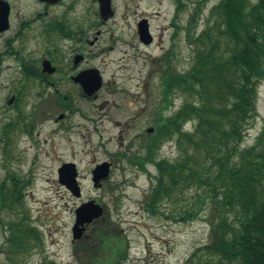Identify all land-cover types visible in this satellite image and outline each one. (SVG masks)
<instances>
[{"label":"trees","instance_id":"1","mask_svg":"<svg viewBox=\"0 0 264 264\" xmlns=\"http://www.w3.org/2000/svg\"><path fill=\"white\" fill-rule=\"evenodd\" d=\"M204 10L205 0L195 1L183 26L176 24L190 49L188 67L172 71V51L160 61L163 106L153 133L138 146L141 151L117 156L151 176L143 199L150 215L207 223L208 244L195 248L183 264H264V119L253 143L244 144L259 116L257 93L264 82V0H219L205 15ZM176 98L180 106L164 114ZM187 122L190 130L184 129ZM166 142L176 151L172 160L157 157ZM21 200L18 185L1 195L6 207ZM97 228L79 245L93 258L83 264H122L127 245L115 225L106 221ZM22 230L25 243L37 240L35 229ZM107 250L114 256L97 259Z\"/></svg>","mask_w":264,"mask_h":264},{"label":"rangeland","instance_id":"2","mask_svg":"<svg viewBox=\"0 0 264 264\" xmlns=\"http://www.w3.org/2000/svg\"><path fill=\"white\" fill-rule=\"evenodd\" d=\"M123 1L116 0L117 17L124 12ZM183 1L190 4L199 0ZM146 2L147 0L140 2L141 8L137 10L151 11L153 7H149ZM218 2L219 0H205L204 15ZM174 7V0H160L159 20L154 21V27L163 30L165 41L162 49L155 48V45L141 48L139 52L126 49V54L113 52L92 60V64L104 72L103 87L96 98L84 96L81 88L72 81H59L53 86L24 81L28 84V89L21 109L26 113L39 112L36 114L39 144L34 148L27 144L26 147L14 150L18 156L24 152L23 162L16 166L13 164L11 170L18 183L24 182L21 190L22 205L31 225L38 231L42 246L32 249V254L26 259L19 257L18 264H83L85 259L93 260L79 250V245L84 243L83 240L90 239L91 230L98 229L97 226L106 221L115 225L117 234L123 239V244L127 245L128 256L122 264H183L195 248L208 244L209 227L205 220L183 222L164 215H150L144 208L143 199L151 187V176L139 168L126 167L112 156L116 153H131V150L134 153L141 151L138 146L144 144V139L142 142L137 141V134L152 127L153 116L157 117L158 109L163 106L158 73L148 77L153 68L152 60H156L154 67L157 70L160 66V62L156 63L157 59L171 49L175 54L172 71L185 70L191 61L190 49L184 43L183 35L175 38V42L170 39L175 30L170 27V22L174 19ZM38 53L33 54V57L39 59L41 54ZM122 55L126 59L130 57L131 62L128 59L127 68L118 70V78L111 81L116 73L115 61L118 62ZM114 58L112 65L109 62ZM0 77L3 80L0 81L3 85L1 87H7L10 82L5 81L8 71ZM7 89L0 93L2 106L5 105L3 99L10 97L11 91ZM56 94L62 95L64 102L75 108L72 115L68 109L62 112L61 106L54 103ZM43 101L44 104L39 106ZM180 103L181 98L174 99L171 109L166 113L175 111ZM32 107L36 109L32 110ZM256 109L259 116L254 127L246 134V146L253 143L264 119V82L258 87ZM43 110L44 117L40 114ZM60 113L71 116L62 121L64 115ZM59 114L62 115L59 119L61 122L56 123L54 120L59 118ZM189 127L190 123L186 125V128ZM176 155L173 144L169 142L163 144L157 153L158 158L169 160ZM104 161L113 164L110 175L102 182L101 187L94 188L91 170ZM67 162H73L77 167L81 187L79 198L73 197L58 182L57 169ZM148 171L151 175L154 174L151 165H148ZM116 184L120 187L111 192L110 188ZM89 200L104 207V219H95L89 223L81 240L73 242L71 228L74 210ZM102 253L97 259L105 261L114 256L109 250Z\"/></svg>","mask_w":264,"mask_h":264},{"label":"flooded vegetation","instance_id":"3","mask_svg":"<svg viewBox=\"0 0 264 264\" xmlns=\"http://www.w3.org/2000/svg\"><path fill=\"white\" fill-rule=\"evenodd\" d=\"M21 1L24 2L0 0V76L8 71L5 81H10L7 87L0 84V93L3 89L11 88L7 89L11 91L10 97L3 99L5 105H0V264H16L19 257L26 259L32 254L28 243L23 241L25 231L22 228L30 221L25 209H8L1 204V194L6 187L18 182L11 170L13 164L16 166L23 162L24 152L18 156L14 150L27 144L31 148L39 144L40 133L36 131V114L39 112L26 113L21 109L28 89L24 81L53 86L59 81H79L78 76L89 69L98 70L104 81L103 70L93 65L92 60L113 52L126 54V49L139 52L141 48L153 45L162 49L165 41L163 30L154 27V21L159 20L160 0H147L146 4L153 7L151 11L137 10L141 8L140 2L145 0H124V12L119 17L116 0H110V14L107 15L100 12V3L104 0H58L54 3L44 0ZM183 8L181 3L180 10ZM37 53L41 54L39 59L33 57ZM128 59L122 55L118 62L115 58L110 60L112 65L113 61L117 63L111 81L118 78V70L127 68ZM1 78L0 81H3ZM61 96L56 94L53 101L64 112L66 107ZM35 109L32 107V110ZM68 111L72 115V110L68 108ZM43 112L45 110L40 114L44 117ZM60 114L64 115L62 121L71 116ZM157 120L158 113L157 117L153 116L152 124L155 125ZM54 121L61 122L59 119ZM134 126L137 129V124ZM148 129L146 133L150 134L153 130ZM140 139H143L142 134H137V141ZM19 185L23 196L21 190L24 182L21 181Z\"/></svg>","mask_w":264,"mask_h":264},{"label":"water","instance_id":"4","mask_svg":"<svg viewBox=\"0 0 264 264\" xmlns=\"http://www.w3.org/2000/svg\"><path fill=\"white\" fill-rule=\"evenodd\" d=\"M50 3H54L58 0H44ZM110 7V0H104L100 4V11L102 13H108ZM80 81H75L79 83L86 95H92L96 91H98L102 85V81L100 80V76L97 71L91 70L84 72L78 78ZM90 80V81H86ZM110 171V164L108 162H103L97 165L92 170V182L94 187H100L101 182L105 180ZM77 171L74 164H63L58 169V179L59 183L63 184L66 189H68L72 195L75 197L80 196V188L76 181ZM103 213V209L99 204H96L94 201H88L86 203L81 204L75 210V223L72 228L73 239H79L84 230L85 226L91 223L93 220L101 217Z\"/></svg>","mask_w":264,"mask_h":264}]
</instances>
